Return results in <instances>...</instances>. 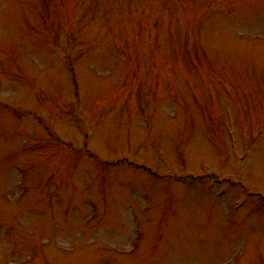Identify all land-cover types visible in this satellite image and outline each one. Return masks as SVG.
<instances>
[{
  "label": "rangeland",
  "instance_id": "1",
  "mask_svg": "<svg viewBox=\"0 0 264 264\" xmlns=\"http://www.w3.org/2000/svg\"><path fill=\"white\" fill-rule=\"evenodd\" d=\"M0 264H264V0H0Z\"/></svg>",
  "mask_w": 264,
  "mask_h": 264
}]
</instances>
